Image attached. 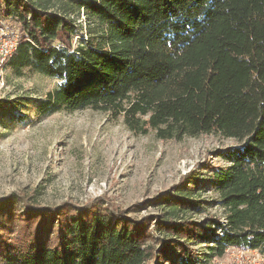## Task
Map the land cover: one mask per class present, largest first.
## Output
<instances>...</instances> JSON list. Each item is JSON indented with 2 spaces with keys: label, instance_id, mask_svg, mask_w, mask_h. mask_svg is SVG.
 I'll use <instances>...</instances> for the list:
<instances>
[{
  "label": "trees",
  "instance_id": "16d2710c",
  "mask_svg": "<svg viewBox=\"0 0 264 264\" xmlns=\"http://www.w3.org/2000/svg\"><path fill=\"white\" fill-rule=\"evenodd\" d=\"M0 17L19 25L12 73L58 81L40 116L92 109L135 134L237 142L152 202L164 211L154 219L11 193L0 200L2 264H208L229 249L264 257V0H0ZM208 191L224 218L186 217L206 212L193 196Z\"/></svg>",
  "mask_w": 264,
  "mask_h": 264
},
{
  "label": "rangeland",
  "instance_id": "374dc122",
  "mask_svg": "<svg viewBox=\"0 0 264 264\" xmlns=\"http://www.w3.org/2000/svg\"><path fill=\"white\" fill-rule=\"evenodd\" d=\"M0 22L18 39L16 20L0 17ZM81 24L80 36H84ZM57 85L58 81L38 74L18 78L9 66L0 68V101L8 103L0 110V200L13 192L36 189L43 207L68 201L83 207L96 200L138 220L154 219L164 211L152 202L174 192L192 171L220 162L217 152L237 145L219 134L181 141L162 140L155 130L135 134L123 117L113 120L108 113L92 109L40 116L39 101ZM193 199L204 201L206 212L189 211L186 217L195 221L207 216L224 218L215 193L202 192ZM208 264H264V257L229 249Z\"/></svg>",
  "mask_w": 264,
  "mask_h": 264
},
{
  "label": "built area",
  "instance_id": "2783aa9c",
  "mask_svg": "<svg viewBox=\"0 0 264 264\" xmlns=\"http://www.w3.org/2000/svg\"><path fill=\"white\" fill-rule=\"evenodd\" d=\"M18 46L17 36L10 35L5 24L0 22V68L3 69L11 61L18 51ZM247 252L259 254L257 251Z\"/></svg>",
  "mask_w": 264,
  "mask_h": 264
}]
</instances>
